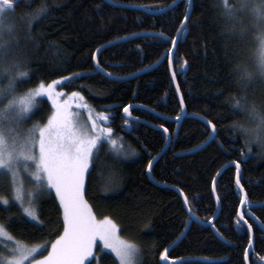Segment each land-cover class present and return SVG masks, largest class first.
<instances>
[{"label":"trees","instance_id":"1","mask_svg":"<svg viewBox=\"0 0 264 264\" xmlns=\"http://www.w3.org/2000/svg\"><path fill=\"white\" fill-rule=\"evenodd\" d=\"M175 1L109 0L151 11L161 10ZM104 3L105 0H21L16 9L17 17L45 4L50 10L31 29L26 19L15 20L12 34L5 35L14 47L19 71H28L31 77L29 82L17 87L16 93L26 92L41 81L50 83L71 73L84 74L83 79L65 89L81 92L97 114H109L111 123L103 125L111 127L115 136L123 138L119 139L120 143L131 146L138 153L129 159L117 158L110 153V146L104 144L98 158L94 159L91 175L86 178L85 199L96 218L109 217L123 229L120 235L124 239L138 245L140 264H163L160 253L177 240L189 221L176 189L183 190L201 219H211L217 212L212 179L230 161L239 160L241 183L249 201L252 205L264 202V148L255 142L244 143L251 138L233 126L255 125L246 114L232 107L233 98H237L242 104L255 105L264 113V73L258 57L261 33L243 26L240 19L246 17L233 11L231 0H192L187 29L182 31L174 52L173 68L187 113L178 129L174 121L167 119H174L181 114V109L164 54L172 47L170 40L179 32L188 0H179L170 10L159 14L111 4L104 7ZM97 5L103 10H97ZM161 32L169 41L151 35ZM132 33L140 35L114 43L102 51L99 59L106 71L114 76H127L163 58L162 61L152 70L125 81L93 74L94 62L90 54L101 45L131 37ZM1 77L4 79L0 80V89L7 80L6 76ZM128 105H135L130 110L139 120V123L131 121V131L124 127L123 107ZM40 106L42 111H38L35 119L42 124L52 109L46 101H41ZM201 117L216 125L217 140L222 148L215 142L197 147L207 139L208 128ZM161 124L176 138L154 164L151 177L166 187L152 183L146 170L148 160L165 146L162 130L154 128ZM216 181V194L221 197V203L214 223L224 239L210 226L191 222L182 239L171 248L170 259L191 258L199 260L200 264L210 261L246 264L244 251L248 247V235L244 228L238 229L234 223L240 207L234 166L226 167ZM0 183L7 185V181ZM0 195L11 199L10 191H2ZM36 208L46 225L44 229L33 232L31 224L18 220L8 231L27 246L48 241L49 247L63 232L62 210L54 193L37 201ZM251 210L264 221V207ZM11 214L19 217L22 210L14 207ZM8 215V212H0V223L7 224ZM249 223L253 224L254 247L249 253L248 264H264L259 259L264 257V231L253 220L249 219ZM99 261L117 264L113 256L105 252ZM92 264H96V259Z\"/></svg>","mask_w":264,"mask_h":264},{"label":"snow or ice","instance_id":"2","mask_svg":"<svg viewBox=\"0 0 264 264\" xmlns=\"http://www.w3.org/2000/svg\"><path fill=\"white\" fill-rule=\"evenodd\" d=\"M20 3L21 0H0V75L8 78L7 88L0 89V104L3 105V108H0V182L7 181L6 186L0 183V192H11V199L5 195H0V212L9 213L7 216L8 223H0V238H3L4 241L0 244V248L8 252L9 256H0V264H92L93 259H96L94 249L97 247V241L102 245L101 252L107 250L105 254H114L113 258L117 264H137V257L140 255L141 249L135 242L120 237L119 233L123 229L112 219L107 216L103 220L96 219L91 206L85 199L87 191L85 180L87 176L91 175L94 159L98 158V153L103 149L104 144L110 145V153L117 158L129 159L138 156V153L131 146L126 147L124 143H118L117 139H113L115 133L111 127H101V124L111 123L112 117L106 113H98L94 117L93 109L81 92L74 91L69 96L66 92L57 91V88L73 86L78 79L84 78L83 73H71L68 76L60 77V79L52 80L50 83L41 81L35 88H29L23 95L17 96L15 94L17 87L22 83L29 82L31 77L28 71H19L20 63L14 47L9 40L5 39V35L12 34L15 28V20L26 19L29 29H31L34 23H39L50 10L45 4L32 12H25L22 16L17 17L16 9ZM108 5L109 0H105L104 7ZM191 6L192 0H188L183 20L180 22L181 28L178 31L187 29ZM96 7L99 11L103 10L101 5ZM163 11L161 9V13ZM132 35L138 36L140 34L132 33ZM151 35L157 39L169 41L163 32ZM122 39H127V37ZM170 43L172 47L165 52L164 58L167 59L172 80L175 81L177 72L173 68V62L178 39L172 38ZM113 44V41H109L107 45H101L90 54V59L94 62L93 74L101 75L103 78H113V74L106 71L99 59L102 51ZM183 63L186 67L187 61L185 60ZM181 71H184V67ZM81 87L86 86L81 85ZM176 92L180 93L179 84H176ZM66 96L68 99H63ZM233 99V109L246 114L249 121L255 125V127H246L242 124H235L233 127L246 137L251 138V140L246 139L245 144L255 142L264 148V113L257 110L255 105L248 106L242 104L240 99ZM5 101H7L6 104ZM41 101L50 102L52 109L47 116L46 123L33 125L23 139L15 133L14 128L9 127L5 130L3 127L5 123L19 124L31 119L37 111H42ZM72 101L78 102L73 105ZM179 102L181 114L174 118L178 129L181 120L187 118L182 94H180ZM73 106L88 112L89 124L82 125L80 123L78 113L72 111ZM132 107V105L123 107L124 127L129 131L132 130L131 121L135 120L136 123H139L138 119L132 116L130 110ZM200 119L207 126L208 131L205 133L207 139L197 147L210 146L215 142L222 148L223 145L217 140L216 125L211 120H205L202 117ZM159 128L162 130L165 144L172 145L176 136L170 133L163 124L159 125ZM119 139L123 140L122 137ZM144 150L147 152L146 147ZM248 151L250 153L251 148ZM148 154L151 156V153ZM160 155L161 153H157L156 156H152L148 160L146 170L149 174H151L154 164L159 162ZM241 155H244L243 151ZM230 165L235 168V184L240 193V208L236 211L237 219L234 223L238 229L244 228L248 235V247L244 251V260L247 262L249 253L254 247L253 224L249 223V219L259 224L262 231H264V221H261L251 210L253 205L248 199L244 185L241 183V162L239 160L230 161ZM21 171L26 173L30 181L36 186L34 190H26L21 178ZM220 175V172L216 173V177ZM216 177L212 179V192L214 194L217 193ZM176 191L182 198L189 221L184 224L185 231L180 233L177 240L160 253V260L164 264H200L199 260H192L191 258L170 259L169 257L172 246L182 239L185 232L190 228V223H207L222 240L224 236L215 226L216 216L211 219H201L193 211L192 201L189 200L183 190L176 189ZM53 192L58 201V207L62 210V234L50 243V248L48 241H45L44 244L28 247L14 239L8 228L18 220L31 224L33 232L46 227L40 218L38 208L32 205L44 196H50ZM25 200L28 201V207H25ZM215 201L217 205L221 203V197L218 194L215 195ZM14 207L22 209L21 216L17 217L11 214ZM261 207H264V204ZM8 244L15 246L8 248ZM44 251H47L46 256L42 255ZM37 256H42V258L37 259ZM259 259L264 261V257ZM96 264H99L98 259ZM209 264H221V262L210 261Z\"/></svg>","mask_w":264,"mask_h":264},{"label":"rangeland","instance_id":"3","mask_svg":"<svg viewBox=\"0 0 264 264\" xmlns=\"http://www.w3.org/2000/svg\"><path fill=\"white\" fill-rule=\"evenodd\" d=\"M231 1L233 2V4H231L233 11L240 14V16L244 15V17H246V19H240V22L243 24V26L249 31L255 29L261 33V40L258 43V57H259V61H260L259 64H260L261 70L264 73V0H231ZM3 79H4V77L0 78V80H3ZM7 86H8V78H7V80L5 79L4 88H1V89H5V88H7ZM57 91L66 92L69 94V96L72 92H74V91H67L65 88H57ZM24 93L25 92L17 95V93L15 92V94L17 96L23 95ZM63 99H68V97L66 96ZM77 102L78 101H72L73 105H75V103H77ZM4 103L6 104L7 101H5ZM88 104H89V102H88ZM0 108H3L2 104H0ZM91 108L93 109L92 106H91ZM72 111L75 113H78V118H79V121L82 125L89 124V121L87 119V117H88L87 111H81V110L75 108V106H73ZM37 113H38V111L36 112L35 115H33L31 117V119L25 120L19 124L5 123L3 125V127L5 128V130H7L9 127L14 128L15 133L17 135H19L21 139H23L25 136H27L28 130L31 129L33 127V125H35L37 123L40 124L39 119H35V117H37ZM96 114H97V112L93 109V116L95 117ZM97 123H100V121H97ZM43 124L44 123H42L41 125H43ZM101 127L107 128L103 124H101ZM113 139H117V142L120 143L119 138L117 136H114ZM32 170L34 171V169H32ZM21 178L24 181V185H25L26 190L31 191V190L35 189L36 186L30 181V179L28 178V175L26 173H24L23 171H21ZM85 184H86V180H85ZM28 206H29L28 201L25 200V207H28ZM32 206L36 207V203ZM96 219L97 220H103L104 218H102V219L96 218ZM119 235H120V233H119ZM120 237L122 239H124L121 235H120ZM3 242H4L3 238H0V244H2ZM14 246H15L14 244H8L7 245L8 248H12ZM33 246H35V245H33ZM33 246H28V247H33ZM101 247H102V245L100 244L99 241H97V247L94 249L96 260L97 259L99 260L100 255L102 253H104V252H101V250H100ZM49 248H50V246H49ZM105 252H107V250H105ZM42 255L46 256L47 251H44L42 253ZM0 256L8 257L9 253L3 251V249L0 248ZM112 256L114 257V254H112ZM36 258L40 259V258H42V256H37ZM99 264H101L100 261H99ZM137 264H140V255L137 257Z\"/></svg>","mask_w":264,"mask_h":264},{"label":"water","instance_id":"4","mask_svg":"<svg viewBox=\"0 0 264 264\" xmlns=\"http://www.w3.org/2000/svg\"><path fill=\"white\" fill-rule=\"evenodd\" d=\"M177 1H179V0H177ZM177 1H175L173 4H171V5H169V6H171V7H165V8H163V12H166V11H168V10H170L176 3H177ZM109 4H111V5H114V6H118V7H123V8H137V9H141V10H144V11H147V12H149V13H153V14H159V13H161V10H158V11H151V10H146V9H144V8H142V7H136V6H122V5H118V4H116V3H112V2H109ZM191 10H192V6H191ZM191 10H190V14H191ZM181 28V27H180ZM181 33H182V31H179L178 32V34H177V36H176V38L177 39H179V37H180V35H181ZM186 35V31L183 33V35H182V39H184V36ZM132 37H134V36H131V37H127V39H130V38H132ZM124 40H126V39H118V40H115V41H113L114 43H118V42H120V41H124ZM105 45H107V44H105ZM163 59V58H162ZM162 59L161 60H159L157 63H155V64H153L152 66H149V67H147V68H144L143 70H140V71H138V72H136V73H134V74H131V75H127V76H114L113 75V78H111V79H113V80H116V81H125V80H129V79H132V78H134V77H136V76H138V75H140V74H142V73H144V72H147V71H150V70H152L153 68H155L161 61H162ZM116 78H118V79H116ZM173 83H174V85H175V88H176V84H177V82H176V80L175 81H173ZM178 94V93H177ZM178 96H179V99H180V93L178 94ZM133 107L135 106V105H132ZM186 111V110H185ZM124 114V113H123ZM125 116V115H124ZM168 120H171V121H174L175 122V119H170V118H167ZM133 121H135V120H133ZM139 121V120H138ZM154 128H157V129H160L159 128V126H154ZM161 130V129H160ZM169 147V145H166L165 144V146H164V148H163V152H160L161 153V155L167 150V148ZM160 155V156H161ZM226 166V165H225ZM225 166H223L220 170H219V172L220 173H222V171L226 168ZM227 166H231L230 165V163H228L227 164ZM147 175H148V177H149V179H150V181L152 182V183H154L155 185H157V186H162V187H166V185H164V184H160V183H157V182H155L153 179H152V177H151V174H149L148 172H147ZM216 177V176H215ZM217 178L218 177H216V180H217ZM215 195L216 194H214V197H215ZM262 204H264V202L263 203H260V204H253V207H260ZM240 208V207H239ZM219 210H220V206L219 205H217V212H216V214H215V216L217 217L218 216V214H219ZM200 225H202V226H209L207 223H204V224H200ZM185 231V230H184ZM187 232V231H186ZM185 232V233H186ZM219 237V236H218ZM253 238H254V236H253ZM178 243V241L176 242V244ZM175 244V245H176ZM174 245V246H175ZM174 246H172V247H174ZM163 264H164V262H162ZM246 264H248V261L246 262Z\"/></svg>","mask_w":264,"mask_h":264}]
</instances>
